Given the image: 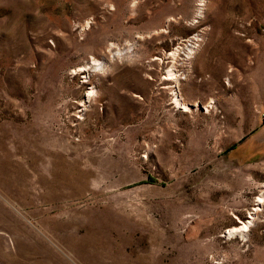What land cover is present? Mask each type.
<instances>
[{
  "label": "rangeland",
  "instance_id": "1",
  "mask_svg": "<svg viewBox=\"0 0 264 264\" xmlns=\"http://www.w3.org/2000/svg\"><path fill=\"white\" fill-rule=\"evenodd\" d=\"M260 197L264 0H0V264H264Z\"/></svg>",
  "mask_w": 264,
  "mask_h": 264
},
{
  "label": "bare ground",
  "instance_id": "2",
  "mask_svg": "<svg viewBox=\"0 0 264 264\" xmlns=\"http://www.w3.org/2000/svg\"><path fill=\"white\" fill-rule=\"evenodd\" d=\"M176 53V52H175ZM92 63V62H91ZM82 68V67H81ZM88 68V67H87ZM90 69V68H89ZM87 70V69H85ZM84 71V70H83ZM169 75L173 77V79H177V75L176 73L174 72V70H169ZM175 93V92H174ZM93 94V93H92ZM92 96V95H91ZM174 103H176L177 107L181 108V109H184L185 111L186 110H189L188 108V105L185 104V102L183 101V99L180 97L179 94H175V101ZM264 202V199L263 197H260L257 201V205L260 206L262 203ZM260 210V207H254L253 209V213L252 214H256L257 211ZM251 217V216H250ZM251 220L254 221V217H251L250 218ZM251 220H247L245 222H241V226L239 227H236V228H233L231 230H229V234H232V233H236V232H239L241 233L242 235H245V233L249 230L250 226L252 225L253 221Z\"/></svg>",
  "mask_w": 264,
  "mask_h": 264
},
{
  "label": "crops",
  "instance_id": "3",
  "mask_svg": "<svg viewBox=\"0 0 264 264\" xmlns=\"http://www.w3.org/2000/svg\"><path fill=\"white\" fill-rule=\"evenodd\" d=\"M248 127H249V126H247L246 128H248ZM253 129H254V128H253ZM253 129H252V130H253Z\"/></svg>",
  "mask_w": 264,
  "mask_h": 264
}]
</instances>
